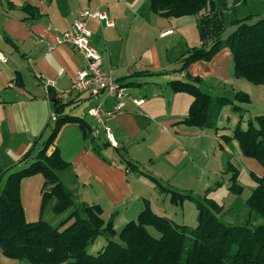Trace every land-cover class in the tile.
Listing matches in <instances>:
<instances>
[{"label": "crops", "instance_id": "0c3cea01", "mask_svg": "<svg viewBox=\"0 0 264 264\" xmlns=\"http://www.w3.org/2000/svg\"><path fill=\"white\" fill-rule=\"evenodd\" d=\"M9 2L14 7H10ZM23 5L36 8L38 16L30 17L21 9ZM227 5L235 4L233 0H227ZM86 9L105 12L113 22L112 26H106L97 18H89L90 44L100 53L102 68L112 71L126 87L128 96L124 97V106L118 112H110L115 104L113 99L106 98L103 104L106 113L103 120L110 128L117 148L109 145L103 132L97 138H91L76 122L63 124L48 147L47 154L57 148L60 158L68 163L57 174L74 202L98 204L104 221L113 214L114 227L116 220L126 223L137 217L143 208V199L147 198L142 196L143 191L147 190L152 211H155L154 206L162 205L156 214L170 218L163 208L169 194L163 193L143 174L126 173L116 149H124L123 157L135 162L142 173L179 191H192L193 183L201 185L203 193L212 187L203 183L214 170L209 168L214 165L211 161L217 159L220 163L218 171L226 176V180L220 188L210 189L208 195L222 207L220 219L224 223L241 221L231 215L232 206L219 202L215 196L222 189L225 196L244 194L247 198L255 186L252 175L260 177L263 173L261 165L255 159L243 156L236 140H223L222 135L232 134V129L222 124L223 108L217 130L183 124L181 121L192 97L184 92H173L168 84L172 80H185L187 73L201 78L199 86L209 89L204 92L224 93L234 80L241 79L232 74L231 51L223 47L210 60L195 61L185 71H176L178 57L189 47L200 46L197 18L192 15L159 16L150 10L149 0H0V51L5 55V60L0 61V190L7 175L28 165L39 150L40 142L48 136L53 119L52 94L67 103L65 113L83 118L89 128L94 124L86 111L96 98L69 90L74 73L85 64L84 59L68 45L53 44L56 36L69 30ZM234 12L237 18L242 13L238 8ZM232 29L233 26H229L225 33ZM49 45H53L51 49H48ZM175 50L174 61L162 63L163 56ZM43 75L55 80L51 94L41 83ZM132 97L142 99L141 104L133 103ZM79 106H82L80 113H75ZM221 125L225 128L220 129ZM34 140L30 156L20 160ZM227 162L238 170L237 183L242 186L240 194L228 189ZM31 176L20 181L22 196L29 181L35 180ZM49 188L50 185H46L44 189ZM133 195H136L135 199L130 201ZM159 197L161 202L154 205ZM169 211V215L175 217V220L170 219L178 223L176 208ZM250 216L249 211L247 218ZM260 219L255 217L253 224L263 223Z\"/></svg>", "mask_w": 264, "mask_h": 264}, {"label": "trees", "instance_id": "16d2710c", "mask_svg": "<svg viewBox=\"0 0 264 264\" xmlns=\"http://www.w3.org/2000/svg\"><path fill=\"white\" fill-rule=\"evenodd\" d=\"M246 0H233L242 13L235 16L234 6L227 0H149L150 10L162 17H181L198 14L196 27L200 46L188 49L180 58L178 72L185 71L194 61H208L221 48L228 47L232 54V74L253 84H264V15L253 21V14L242 8ZM11 7L12 3H8ZM30 17H37L36 8L23 5ZM228 26L233 29L224 34ZM201 78L185 74V80H172L168 84L173 92H184L192 97L187 114L181 121L186 126L217 130V120L223 107L231 106L239 120L231 135H222L224 141L236 140L243 156L255 159L262 167L260 177L252 175L255 186L245 203L251 212L244 224H226L220 219L222 207L208 198L207 188L202 195L179 191L164 186L155 177L142 173L138 167L123 157L124 149H116L126 173L143 174L159 189L169 194V202L181 206L184 200L194 202L196 226L189 228L166 216L154 213L149 202L134 220H129L118 233L113 228V214L104 221L98 204L75 203L71 192L62 184L57 174L68 163L60 158L57 148L47 154L48 147L65 123L76 122L86 135L89 125L83 118L65 113L67 103L55 97L52 103L53 126L48 136L28 165L10 172L0 190V252L9 259L32 264H264V113L248 119L241 127V111L248 109L250 98L243 91L232 96L211 95L200 89ZM49 94L51 87H47ZM221 129V128H220ZM35 140L20 160L32 153ZM117 146H114V148ZM225 172L229 191L240 194L237 183L238 170L227 162ZM40 173L44 184L42 208L53 199L55 214L71 210L56 226L40 218L27 222L20 201L22 178ZM223 183V182H222ZM217 182L216 186H220ZM259 217L263 223L254 225ZM156 234H152L149 228ZM101 235L106 242L96 254L88 247ZM117 236V240L114 237ZM1 264V263H0Z\"/></svg>", "mask_w": 264, "mask_h": 264}, {"label": "rangeland", "instance_id": "374dc122", "mask_svg": "<svg viewBox=\"0 0 264 264\" xmlns=\"http://www.w3.org/2000/svg\"><path fill=\"white\" fill-rule=\"evenodd\" d=\"M242 8L246 9L247 12L249 11V12H251V14L254 15L253 18L251 19V21H253V20L260 18L264 15V0H247L245 2L244 7H242ZM239 10H242V9L240 8ZM228 28H229V26L226 27V29L224 30V33L228 30ZM193 39L194 38H192L191 40H193ZM192 42H195V40ZM190 48H192V47H189L188 49H190ZM186 51H184L180 56H182ZM176 54H177V51L175 50V51L171 52V54H168L166 56L164 55L162 63H168L169 62V64H170L171 62L174 61V56ZM177 61H178V66H179V57H178ZM187 68H188V66H187ZM231 84L232 85H229V88L227 90L225 89L224 93H221V95L231 96L236 91H243V92L247 93L249 98H250V103L248 105V109L243 110L240 113L242 115V121L240 122V125H241V127H245L248 119H251V118L253 119L254 116L264 113V84H253V83H251L245 79H242V78L234 80ZM199 87L202 91L209 90L204 85H201ZM209 94H211V93H209ZM214 94H216V93H214ZM214 94H211V95H214ZM81 107L82 106L77 107L74 112L80 113V111L82 109ZM220 117L222 119V124H224V126H226V128L229 127L232 130L239 120L238 113L234 112L232 110V107L229 105L223 107V111H222ZM53 121H54V116L52 119V126H53ZM219 128L224 129L225 127L222 126ZM48 132L50 133V130ZM211 155L212 154H210L209 156H211ZM214 158H217V155H215ZM211 162H213L214 165H211L209 168H214V170L210 171L205 183H203V184H206V187L212 186L210 188H211V190H213V188H217V187L220 188L221 187L222 184L220 186H216V183L217 182L222 183L223 180H226L225 179L226 176L220 174V172L218 171L220 169V163H218L217 159L216 160L213 159V161H211ZM134 164H135V162H134ZM34 175L35 176H31V177H35V178H31V179H35V180L29 181L28 188L26 190L22 191L23 196H22V194H20L22 197V201H23L21 203V205L23 204L22 208L24 210L25 220L27 222H34V221H37L40 218H42L43 220L47 221L50 225L56 226V225L60 224L61 221L64 220L69 215L71 210H66L62 213L55 214L52 211L53 199H50L47 202V204L42 208V206H41L42 191L44 190V188H46L47 184H44V177L40 173H36ZM28 177H30V176H28ZM150 182L155 184L151 180H150ZM135 185H138V184L136 183ZM191 186H192L191 187L192 191H189V190H186V191L193 193V194L194 193L195 194H197V193L202 194L203 193L202 189L200 187L201 185H199L197 183H193V184H191ZM221 190L222 189H219L217 191V195L215 196V199L218 200L219 202H223V204H226V206H229V207L232 206L231 207V215L234 216L235 220H241L236 224H244L245 221H242V220L248 219L247 217H248V213H249V209L245 203V200H246L245 195L243 194V195H238V196H232L230 194V196H229V194H228V196L227 195L225 196L224 192ZM143 192H144V194L142 196L150 198L149 193H147V190L146 191L144 190ZM209 192L207 193V196H208V198H211L208 195ZM133 196H134V198L130 199V201H133L135 199L136 195H133ZM21 197H20V201H21ZM147 198L143 199V201L144 200L148 201ZM167 199H168L167 204H165V207H163V208L165 209V212H167L168 216H170V218H173V220H175L174 219L175 217H173L172 215H169V214H171L169 210H172V207H175L176 213H177V214H175L176 218L178 217L180 219V221H177V222L180 224H183L189 228H194L197 224L196 223L197 211H196V207H195L194 202H192L191 200H184L181 206H175L169 202V195H168ZM130 201L128 200V203L126 204V206H128ZM156 202L160 203L161 197H159L157 200L155 199L154 205H156ZM184 202H185V204H184ZM106 203H108V202L105 198L104 204L106 205ZM149 205H150V203H149ZM142 206H143V204H142ZM160 206H162V205H160ZM160 206L159 205L154 206L155 207L154 213H156L157 211H160L158 209V207H160ZM120 207H121V205H120ZM150 208H151V205H150ZM121 210H123V209L121 208L120 211ZM151 210H152V208H151ZM260 221H261V219H260ZM124 224L125 223H121V221L120 222H118V220L115 221V225L113 228L115 229L116 233L119 232V230L123 227ZM149 229H150V232L152 234H156V232L153 228L150 227ZM116 238H117V236H116ZM104 241H106V235H101L100 237H98L94 241V243L92 245H90L88 247V252L91 254H96L97 253V251H96L97 247L101 243H104ZM0 263L1 264H32L29 262L18 261V260L12 262L10 259L4 258L1 255V253H0Z\"/></svg>", "mask_w": 264, "mask_h": 264}, {"label": "built area", "instance_id": "2783aa9c", "mask_svg": "<svg viewBox=\"0 0 264 264\" xmlns=\"http://www.w3.org/2000/svg\"><path fill=\"white\" fill-rule=\"evenodd\" d=\"M89 18H97L103 21L106 26L113 25L105 12L98 9H86L73 21L69 30L62 31L56 36L53 44L68 45L84 59L85 64L74 73L69 90L85 94L90 98H96L86 111V115L94 121V124L90 127L89 136L97 138L103 132L109 145L114 147L116 143L113 140L110 128L103 120V115L106 114L103 109L104 100L106 98L113 99L115 104L110 112H118L124 106V97L128 95L126 87L112 74V71L102 68L101 55L90 44L92 33L87 26ZM52 46L49 45L48 49H51ZM3 60H5V55L0 51V61ZM41 83L46 89L55 86V80L44 75L41 77ZM131 101L136 105H140L142 99L132 97Z\"/></svg>", "mask_w": 264, "mask_h": 264}, {"label": "water", "instance_id": "95a60500", "mask_svg": "<svg viewBox=\"0 0 264 264\" xmlns=\"http://www.w3.org/2000/svg\"><path fill=\"white\" fill-rule=\"evenodd\" d=\"M194 17H195V18H197V17H198V14H195V15H194ZM54 96H55V95H54V94H52V95H51V97H50V99H51L52 101H53V100H54V98H55Z\"/></svg>", "mask_w": 264, "mask_h": 264}]
</instances>
